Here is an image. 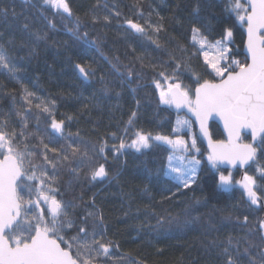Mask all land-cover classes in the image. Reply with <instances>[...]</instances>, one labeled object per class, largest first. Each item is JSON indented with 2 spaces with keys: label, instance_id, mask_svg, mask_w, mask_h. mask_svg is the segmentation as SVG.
<instances>
[{
  "label": "trees",
  "instance_id": "16d2710c",
  "mask_svg": "<svg viewBox=\"0 0 264 264\" xmlns=\"http://www.w3.org/2000/svg\"><path fill=\"white\" fill-rule=\"evenodd\" d=\"M31 2L38 5V0ZM68 2L72 17L64 14L66 18L61 19L51 9L44 11V16L49 18L45 20L40 15L43 9H39V5L33 8L24 0H0V7L14 8L19 14L17 17L10 15L7 22L0 20V32L3 33L0 43L5 44L13 62L22 69L17 73L21 83L0 72V113L23 112L22 88H26L34 93L33 105H24L31 107L33 114L28 119L29 131L34 132L37 127L35 103H51L55 118L65 121V134H73L71 139L96 146L107 142L108 159L99 162L106 163L110 183L106 186L87 183V169L81 171L78 180L66 170L59 178L63 199L78 205L74 210L77 217L84 214V205L91 210L93 201L103 214L106 238L116 245L106 264H225L223 249L228 246V237L234 240L244 237L247 229L240 226L243 217L247 215L249 224L255 225L259 218H264V209L249 207L239 187L231 191L214 188L213 180L219 173L209 164L203 142L199 140L202 165L197 182L191 188L179 191L175 182L162 171L171 152L167 144L153 142L152 147L139 153L126 149L116 159L113 158V146H119L121 137L130 143L137 131L172 138L176 112L159 103L153 80L159 78V71L165 70L161 65L171 74L178 60L188 63L179 49L192 51L191 13L198 4L203 19L201 27L209 41L220 39L223 30L231 28L230 56L241 62L246 60L244 23L225 11L226 0H139L138 7H133L137 0ZM115 12L120 15L115 16ZM140 12L143 19L138 15ZM105 15L111 18L110 22H104ZM94 17L100 19L94 21ZM126 19L142 24L144 20H150L153 24H162L164 30L158 37L151 30L142 36L127 28ZM77 21L80 35L87 32L88 41L95 43L76 38L72 29ZM24 22L30 24L32 31L46 33L47 40L33 46L23 30ZM149 36L158 38L161 47L152 43ZM9 40L13 41L12 45L7 43ZM22 42L26 46L22 47ZM135 57L143 58V67ZM77 64L95 70V75L88 78L89 82L80 78ZM113 64L118 65L119 72L113 69ZM151 64L157 65L156 71L149 66ZM125 66L143 73L138 83L133 82L131 86L121 83L120 73H126ZM180 71V78L188 86L194 84L193 74L210 79L204 74L202 56L192 57L190 69L182 67ZM12 96L16 97L15 101ZM132 112L136 116L129 125ZM67 117L72 119L69 121ZM45 118L46 114H41V129L46 127ZM12 119L14 122L19 120L15 116ZM112 133L116 134L115 139ZM211 133L214 140H224L217 125L211 126ZM249 141L245 138V142ZM258 151L256 161L247 170L249 175L257 177V168L264 169V153ZM228 216L231 219H226ZM253 238L259 242L255 235ZM244 246L242 241L238 264L248 262V257L243 255ZM230 251L237 258L235 249L230 247ZM256 251L258 249H253V253Z\"/></svg>",
  "mask_w": 264,
  "mask_h": 264
},
{
  "label": "snow or ice",
  "instance_id": "6c2138e0",
  "mask_svg": "<svg viewBox=\"0 0 264 264\" xmlns=\"http://www.w3.org/2000/svg\"><path fill=\"white\" fill-rule=\"evenodd\" d=\"M24 3L33 8L39 5V9H43L40 15L45 20L49 18L44 16V11L51 9L61 19L73 15L68 0H38V5L31 0H24ZM138 6L139 0L133 7ZM225 11L230 17L234 14L237 20L246 24V48L250 62L248 59L241 62L230 56L229 45L233 37L231 28H225L220 39L209 41L201 27L203 19L199 14L198 4L191 13L192 51L188 48L179 49L182 56L187 57L188 63L178 60L171 74L161 65L165 70L159 71L157 75L167 82V87H162L159 79H154L153 83L159 90V103L177 110L174 133L190 129L192 124L190 119L180 118V110L186 108L195 116L201 134L208 141L210 151L207 160L219 173L213 180L214 188L231 191L239 186L249 207L264 209V183L259 182L264 181V169L257 168L258 177L245 171L240 180H234L231 172L226 175L220 167H250V162L256 161L258 150L264 153V0H226ZM10 15L17 17L19 14L14 8L0 7V20L7 22ZM114 15L119 16L120 13L115 12ZM138 15L143 19L142 12ZM98 19L100 18L94 17V21ZM102 19L108 23L111 18L105 15ZM49 23L51 24V20ZM125 23L128 29L142 36H146L151 30L158 37L164 30L162 24H153L150 20H144L142 24L126 19ZM22 27L33 46L47 40L46 33L32 31L27 22ZM72 32L78 40L95 43L88 41L87 32L80 35L78 21ZM2 38L3 33L0 32V39ZM148 38L158 48L161 47L158 38ZM7 43L12 45L13 41L9 40ZM21 46L26 45L22 42ZM32 51L34 53V47ZM199 56L203 57L204 74L210 79L193 74L194 84L185 85L180 78V69H190L191 58ZM170 57L175 59L171 54ZM135 59L140 60L141 66H144L142 57ZM149 66L156 71L157 65ZM125 67L126 73H120L121 83H128L129 86L133 82L138 83L143 73ZM76 68L85 81L95 75L94 69H86L79 64ZM113 69L119 72L118 65L113 64ZM20 71L22 69L13 62L8 48L0 43V72L16 83H21L17 75ZM132 91L135 92L136 89L133 88ZM32 97L33 92L22 88L21 107L24 111L0 113V264H106L112 258V248L116 245L106 238L103 214L96 209L93 201L91 210L88 205H84V214L77 217L74 210L78 205L74 201L63 199L59 178L62 171L66 170L78 180L81 171L87 169L85 176L90 177L89 183L108 180L109 169L106 163L99 162L100 159L105 162L108 159L107 142L96 146L71 139L73 134H65V121L55 118L54 105L51 103H35L37 113L34 114V119L37 127L34 132L29 131L28 119L33 114L31 107L25 108L24 105H33ZM12 99L15 101L16 97L12 96ZM41 114H46L44 129L39 127ZM13 116L19 118L18 122L13 121ZM135 116L136 113L132 112L129 125L133 124ZM214 116L223 121L228 133L227 142L213 141L208 121ZM67 119L70 121L72 118ZM241 130H250L251 143L237 142ZM124 131L127 135L128 129ZM75 135L78 137L79 133ZM112 136L116 138L115 133ZM33 140H36L35 144L32 143ZM153 142H161L171 148L162 171L165 177L175 182L177 191L181 188L189 189L196 184L200 160L194 155H187L193 150L200 152L194 136L189 145L179 135L173 139L137 131L130 143H126L123 137L120 138L119 146H113V158L123 155L126 149H134L139 153L152 147ZM80 199L83 204L82 197ZM226 219H231V216ZM240 226L247 229V232L237 240L228 237V246L223 249L225 264H238L242 241L245 245L243 255L248 257L247 264H264V218H259L255 225H250L249 218L245 215ZM254 235L258 238V243L253 238ZM230 247L235 249L237 258L233 257ZM253 249L258 251L253 253Z\"/></svg>",
  "mask_w": 264,
  "mask_h": 264
},
{
  "label": "water",
  "instance_id": "95a60500",
  "mask_svg": "<svg viewBox=\"0 0 264 264\" xmlns=\"http://www.w3.org/2000/svg\"><path fill=\"white\" fill-rule=\"evenodd\" d=\"M245 35H246V42H247V31H246V29H245ZM246 42H245V47H244V54H245V56L248 58V60H249V62H250V58L248 57V53H247ZM80 78H81V76H80ZM81 79H82V78H81ZM82 80H83V79H82ZM84 81H85V80H84ZM85 82H89V79H88L87 81H85ZM180 112H185V114H186V115H187V116H188V117L194 122V124H195V126H196V129H197L199 135L201 136V138H202V140H203V142H204L205 147L208 149V152H209L210 150H209V148H208V141H207V138H205V137L201 134V132H200V126H199V123L196 121L195 116H193L191 113H189V112L187 111L186 108L180 110ZM212 123H216L217 125H219V127L221 128V130H222V132H223V134H224V137H225V140H224V141L227 142V140H228V133H227V131H226L225 128H224V123H223V121L220 120V118L217 117V116L212 117V118L208 121V129H209L210 134H211L210 127H211V124H212ZM243 135H249V136L251 137L250 130H241V133H240V139H239V141H237L238 143H241V140H242ZM211 137H212V135H211ZM212 139H213V138H212ZM213 141L215 142L214 139H213ZM251 142H252V140H251ZM250 164L252 165L253 162H250ZM220 167H221V169H224V170H229V171H240V172H241L240 179H241L243 173H244L248 168H250L249 166H245L244 168H241V167H239V166H237L236 168H232V167L227 166V165H221ZM241 190H242V189H241Z\"/></svg>",
  "mask_w": 264,
  "mask_h": 264
},
{
  "label": "rangeland",
  "instance_id": "374dc122",
  "mask_svg": "<svg viewBox=\"0 0 264 264\" xmlns=\"http://www.w3.org/2000/svg\"><path fill=\"white\" fill-rule=\"evenodd\" d=\"M202 60H203V57H202ZM158 79L161 81L162 87H167V82H165V81L163 80L162 77H159ZM158 93H159V90H158ZM164 106H167V105H164ZM180 118H181V119H189V118H188L187 116H185V115H180ZM177 135L182 136L183 139H184L185 141H187L189 145L191 144V138H192L193 136L196 138V141H197V147L200 149V152H199V153H196V152L193 150V151H190L189 153H187V155L190 156V157L194 155V156L196 157V159L200 160L199 158H200V156L202 155V148H201L200 143H199V136H198V133L195 131V128H194L193 123L191 124L190 129H184L182 132H179V133H174V132H173V134H172V138L175 139ZM168 146H169V145H168ZM169 148H170V146H169ZM170 150H171V148H170ZM124 152H125V151H124ZM258 154H259V151H258ZM206 158H207V156H206ZM200 166H201V160H200V165H199V167H198L197 175H198V173H199ZM228 173H229V172H228ZM228 173H226V175H227ZM231 174H232L234 180H240V173H239L238 175H235V174H233V173L231 172ZM235 176H236V177H235ZM89 178H90V177H89ZM89 178H86L87 183H88V179H89ZM110 181H111V179H108V180L103 181V182H94V183H92V184H94L95 186H106L108 183H110ZM236 187H239V186H236Z\"/></svg>",
  "mask_w": 264,
  "mask_h": 264
}]
</instances>
